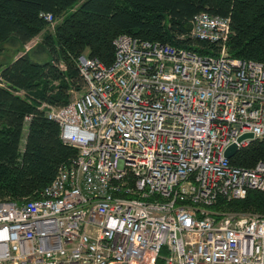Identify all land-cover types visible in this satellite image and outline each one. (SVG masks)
Wrapping results in <instances>:
<instances>
[{
	"label": "built area",
	"instance_id": "1",
	"mask_svg": "<svg viewBox=\"0 0 264 264\" xmlns=\"http://www.w3.org/2000/svg\"><path fill=\"white\" fill-rule=\"evenodd\" d=\"M191 24L218 54L120 34L112 64L78 56L82 91L40 106L78 154L0 201V264H264V214L221 206L264 191V160L231 161L264 141V61L229 55V16Z\"/></svg>",
	"mask_w": 264,
	"mask_h": 264
},
{
	"label": "trees",
	"instance_id": "2",
	"mask_svg": "<svg viewBox=\"0 0 264 264\" xmlns=\"http://www.w3.org/2000/svg\"><path fill=\"white\" fill-rule=\"evenodd\" d=\"M202 11L231 18V57L264 61V0H0V54L7 56L0 63V201L40 197L77 156V148L61 139L59 123L40 106L65 105L71 90L82 91L78 56L112 64L120 34L216 55V44L190 36L191 20ZM42 13L61 20L50 30ZM40 34L41 41L26 48ZM259 160L263 140L231 159L245 167ZM221 206L264 214V191L250 190Z\"/></svg>",
	"mask_w": 264,
	"mask_h": 264
},
{
	"label": "rangeland",
	"instance_id": "3",
	"mask_svg": "<svg viewBox=\"0 0 264 264\" xmlns=\"http://www.w3.org/2000/svg\"><path fill=\"white\" fill-rule=\"evenodd\" d=\"M60 20L61 19L59 18L58 20H55L54 23L50 24L49 29L53 30V27L56 24V22H59ZM41 39H42V34H40L39 36L34 38L30 43H28L26 48H30V47L34 46L37 42L41 41ZM10 54H13V50L12 49L10 50ZM6 60H7V56L4 53L0 54V63L1 62H5ZM23 144H24V140L22 141V146H23Z\"/></svg>",
	"mask_w": 264,
	"mask_h": 264
},
{
	"label": "water",
	"instance_id": "4",
	"mask_svg": "<svg viewBox=\"0 0 264 264\" xmlns=\"http://www.w3.org/2000/svg\"><path fill=\"white\" fill-rule=\"evenodd\" d=\"M252 136L253 135L251 133H245V134H243V135H241L239 137V140H242V139H244L246 137H252ZM236 153H237V146H236V144L231 145L226 150V156L229 157V158L233 157Z\"/></svg>",
	"mask_w": 264,
	"mask_h": 264
},
{
	"label": "bare ground",
	"instance_id": "5",
	"mask_svg": "<svg viewBox=\"0 0 264 264\" xmlns=\"http://www.w3.org/2000/svg\"><path fill=\"white\" fill-rule=\"evenodd\" d=\"M40 197H41V193H40ZM39 198V197H38ZM30 200V199H29ZM26 201V200H25ZM19 203V202H18ZM23 203V202H22Z\"/></svg>",
	"mask_w": 264,
	"mask_h": 264
}]
</instances>
